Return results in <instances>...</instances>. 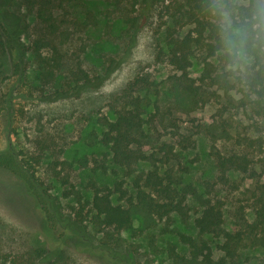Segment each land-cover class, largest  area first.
Wrapping results in <instances>:
<instances>
[{"label": "rangeland", "instance_id": "374dc122", "mask_svg": "<svg viewBox=\"0 0 264 264\" xmlns=\"http://www.w3.org/2000/svg\"><path fill=\"white\" fill-rule=\"evenodd\" d=\"M186 1L154 0L133 9L128 5L127 14H139L130 41L132 31L109 0H0L10 41L0 68V153L13 154L23 173L0 167V256L42 249L38 264H181L168 253L172 245L188 256L177 232L206 237L214 259L221 256L217 244L222 238L203 236L194 227L197 207L190 199L188 220L183 223L172 215L167 231L165 218L143 221L140 212L130 229H106L109 260L76 245V235L82 233L94 245L106 240L105 231L91 219L90 182L130 186L151 168L141 163L127 175L98 139V118L115 117L120 107L115 99L137 77L144 80L133 96L148 102L145 149L165 159L159 147H172L169 161H156L157 166L178 187L192 184L222 202L225 229L234 228L241 208L250 218L246 190L255 180L264 183L259 162L264 148L248 143L264 137V122L254 107L259 97L249 85L243 90L219 75L208 35L202 45L192 46L186 70L170 63L167 32L173 29L182 37L193 28L185 19L177 23L178 8ZM41 8L51 14L48 20L39 15ZM79 68L103 78L81 86L72 79ZM260 101L264 104V96ZM216 153L246 156L254 178L230 170L224 182ZM238 261L264 264V246H245Z\"/></svg>", "mask_w": 264, "mask_h": 264}, {"label": "trees", "instance_id": "16d2710c", "mask_svg": "<svg viewBox=\"0 0 264 264\" xmlns=\"http://www.w3.org/2000/svg\"><path fill=\"white\" fill-rule=\"evenodd\" d=\"M106 1V0H105ZM108 1V0H107ZM154 0H109V5L115 7L120 12L122 21L127 28L131 30L130 41L135 35L138 27L139 14L130 16L125 11L127 6L135 8L140 3L152 4ZM186 5V6H185ZM185 5H181L179 10V19H185L193 24L190 30L184 36H178L176 30L167 32L168 57L171 64L177 69L184 71L190 65L191 48L194 44L202 45L206 35L211 40L208 42V48L213 53V40L210 29L200 14L201 0H187ZM185 7V8H184ZM51 13V12H50ZM39 15L48 20L51 14L41 8ZM45 15V16H44ZM207 33V34H206ZM7 29L0 17V68L3 65L4 56L8 45ZM111 66L106 70L105 75L111 71ZM103 76L91 77L84 69L79 68L72 78L79 85H96ZM94 79L96 81H94ZM143 78H135L125 91L115 99L120 105L115 110L114 118L101 116L98 123L101 126L99 142L111 153L112 161L119 167L127 169L126 174L136 170V165L149 163L151 168L147 171H141L134 177L130 186L123 185V181H117L112 187L107 184L97 186L90 182L92 187V197L90 199V209L92 211L91 219L96 222L100 231H105L104 242L94 245L87 238L77 234L78 241L76 245L89 252L103 253L109 260V230L122 231L130 229L133 220L140 212L146 218H165V229L167 231L172 215L179 216L181 222H186L190 215L192 207L189 206V199L195 203L196 216L193 219V225L203 236H213L222 238L218 247L222 254L218 259H214L213 252L207 238H199L188 234L177 232V235L183 245L188 250V256L180 254L172 245L168 246V253L173 260L181 264H240L238 261L239 251L247 245L264 246V183L255 180L253 188L247 189L246 194L250 205V218L241 208L235 218L234 228L227 230L224 228L223 204L219 200H214L201 193L192 184H186L178 187L174 179L167 170H161L156 161H165L170 159L172 147L161 145L159 153L165 159L156 158L157 152H149L145 149L144 139L145 120L143 114L148 106L145 98L139 95L133 96V91L141 84ZM190 89V85H187ZM249 88L255 92L259 99L254 102L255 111L260 115L264 122V104L260 99L264 96V74H258L249 84ZM3 108V102L0 100V111ZM264 129V125L262 127ZM248 143L252 145L257 143L259 149L264 148V137L249 139ZM217 160L219 178L227 182V173L239 171L247 173L250 178H254V172L251 162L246 156L239 154L222 155L215 154ZM264 166V156L259 160ZM0 167L9 169L15 173H22L21 162L17 161L13 154L0 153ZM107 171V168L102 165ZM117 193L116 198H113ZM83 208L80 197L77 201ZM80 213V212H79ZM78 215V214H77ZM82 215V214H81ZM142 215V214H141ZM143 215V216H144ZM80 217V214H79ZM84 231L83 228H81ZM43 254L42 249H34L16 257L8 255L0 256V264H38L37 259Z\"/></svg>", "mask_w": 264, "mask_h": 264}, {"label": "clouds", "instance_id": "9594fccd", "mask_svg": "<svg viewBox=\"0 0 264 264\" xmlns=\"http://www.w3.org/2000/svg\"><path fill=\"white\" fill-rule=\"evenodd\" d=\"M219 75L247 90L264 74V0H201Z\"/></svg>", "mask_w": 264, "mask_h": 264}]
</instances>
